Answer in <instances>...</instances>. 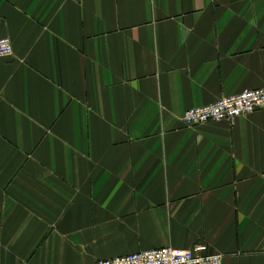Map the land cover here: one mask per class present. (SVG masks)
Wrapping results in <instances>:
<instances>
[{"label":"crops","instance_id":"obj_1","mask_svg":"<svg viewBox=\"0 0 264 264\" xmlns=\"http://www.w3.org/2000/svg\"><path fill=\"white\" fill-rule=\"evenodd\" d=\"M0 264L207 243L264 264V0H0Z\"/></svg>","mask_w":264,"mask_h":264},{"label":"built area","instance_id":"obj_2","mask_svg":"<svg viewBox=\"0 0 264 264\" xmlns=\"http://www.w3.org/2000/svg\"><path fill=\"white\" fill-rule=\"evenodd\" d=\"M13 52L12 39L0 37V59ZM264 107V87L247 88L225 93L210 103L187 107L183 121L187 125H198L235 117ZM95 264H223V254L211 251L207 243H196L182 249L172 245L144 248L132 252L97 259Z\"/></svg>","mask_w":264,"mask_h":264},{"label":"bare ground","instance_id":"obj_3","mask_svg":"<svg viewBox=\"0 0 264 264\" xmlns=\"http://www.w3.org/2000/svg\"><path fill=\"white\" fill-rule=\"evenodd\" d=\"M13 53V52H12Z\"/></svg>","mask_w":264,"mask_h":264}]
</instances>
